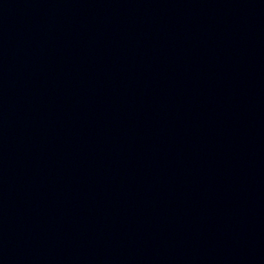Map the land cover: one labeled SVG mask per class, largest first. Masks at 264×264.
<instances>
[{
    "label": "water",
    "instance_id": "obj_1",
    "mask_svg": "<svg viewBox=\"0 0 264 264\" xmlns=\"http://www.w3.org/2000/svg\"><path fill=\"white\" fill-rule=\"evenodd\" d=\"M0 264H264V0H0Z\"/></svg>",
    "mask_w": 264,
    "mask_h": 264
}]
</instances>
